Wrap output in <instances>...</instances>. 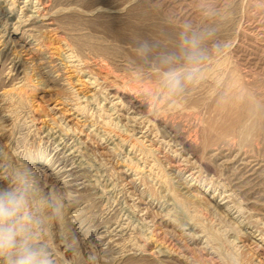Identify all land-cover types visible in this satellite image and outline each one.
Listing matches in <instances>:
<instances>
[{"label":"rangeland","instance_id":"obj_1","mask_svg":"<svg viewBox=\"0 0 264 264\" xmlns=\"http://www.w3.org/2000/svg\"><path fill=\"white\" fill-rule=\"evenodd\" d=\"M40 1L0 0V191L30 242L51 264H264V130L224 108L264 115V0Z\"/></svg>","mask_w":264,"mask_h":264},{"label":"clouds","instance_id":"obj_2","mask_svg":"<svg viewBox=\"0 0 264 264\" xmlns=\"http://www.w3.org/2000/svg\"><path fill=\"white\" fill-rule=\"evenodd\" d=\"M186 43L197 48L195 38ZM200 58L197 51L187 54L188 61L193 64ZM173 83L178 85L179 78L174 77ZM24 203L23 191H0V258L4 264H51L47 249L30 242L21 215Z\"/></svg>","mask_w":264,"mask_h":264},{"label":"bare ground","instance_id":"obj_3","mask_svg":"<svg viewBox=\"0 0 264 264\" xmlns=\"http://www.w3.org/2000/svg\"><path fill=\"white\" fill-rule=\"evenodd\" d=\"M42 1V2H41ZM40 2L41 3H43V4H45L46 3V0H41ZM48 2V1H47ZM48 4V3H47ZM42 5V4H41ZM49 5V4H48ZM76 5V4H75ZM48 7V6H47ZM49 8V7H48ZM52 10V9H51ZM48 11V10H47ZM50 11V10H49ZM109 15V14H108ZM130 16V15H129ZM81 17V16H80ZM98 17V16H97ZM57 20V19H56ZM137 22V21H136ZM21 23V22H20ZM164 23V22H163ZM101 24V23H100ZM133 25V24H132ZM97 26V25H96ZM69 27V26H68ZM73 27V26H72ZM112 27V26H111ZM150 27V26H149ZM102 29V28H101ZM61 30V29H60ZM109 30V29H108ZM113 29L111 28V31H112ZM120 30H122V29H120ZM170 30V29H169ZM63 31V30H62ZM65 31V30H64ZM110 31V30H109ZM110 31V32H111ZM128 31V30H127ZM110 32H108V33H110ZM114 32H117V31H114ZM126 32V31H125ZM31 34V33H30ZM119 34V33H118ZM129 34V33H128ZM119 36V35H118ZM132 36H134V38H139L140 36L138 35V34H133ZM148 36V35H147ZM34 37V36H33ZM120 37H122V36H119V38ZM145 37V36H144ZM84 38V37H83ZM133 38V39H134ZM148 38V37H147ZM186 38V37H185ZM132 39V38H131ZM80 40V39H79ZM136 41H137V39H135ZM182 40V39H181ZM87 41H89V40H87ZM139 41V40H138ZM79 42V41H78ZM80 43V42H79ZM81 43H83V42H81ZM88 43V42H87ZM76 44V43H75ZM84 44H85V42H84ZM84 44H82V45H84ZM90 45V44H89ZM95 45V44H94ZM77 46H81V45H77ZM152 46V45H151ZM172 46V45H171ZM82 47H85V45L84 46H82ZM104 48V47H103ZM156 48V47H155ZM80 49H81V47H80ZM100 49H101V47H100ZM112 49V48H111ZM101 50H103V49H101ZM106 50V47H105V49L102 51V52H104ZM107 51V50H106ZM121 52V51H120ZM154 52V51H153ZM188 52V51H187ZM116 53V52H115ZM175 54V53H174ZM115 57V56H114ZM121 58V57H120ZM220 65V64H219ZM3 66V65H2ZM166 66V65H165ZM211 67V66H210ZM173 69V68H172ZM62 71V70H61ZM101 71V70H100ZM128 71V70H127ZM177 71V70H176ZM186 71V70H185ZM211 71V70H210ZM212 72V71H211ZM210 72V73H211ZM234 72V71H233ZM174 73V72H173ZM214 73V72H213ZM21 74V73H20ZM220 74V73H219ZM235 75V74H234ZM236 75H237V73H236ZM214 76V75H213ZM181 77V76H180ZM240 77V76H239ZM159 78H161V77H159ZM216 78V77H215ZM105 79V78H104ZM95 80V79H94ZM156 80H158V79H156ZM161 80V79H160ZM187 80H189V79H187ZM52 81V80H51ZM106 81V80H105ZM196 81V80H195ZM201 81V80H200ZM226 81V80H225ZM117 82V81H116ZM157 82V81H156ZM181 82V81H180ZM232 82V81H231ZM240 82V81H239ZM112 83V82H111ZM182 83V82H181ZM227 83V82H226ZM233 83V82H232ZM118 84H119V82H118ZM206 84V83H205ZM229 84V83H228ZM228 84H226V85H228ZM230 85V84H229ZM220 87V86H219ZM236 87V86H235ZM237 87H239V86H237ZM53 88V87H52ZM168 88V87H167ZM178 88H180V87H178ZM181 89V88H180ZM183 89V88H182ZM233 89V88H232ZM234 90V92H238L239 90H236L235 91V89H233ZM227 91H230L229 89L227 90ZM248 91V90H247ZM111 92L115 95V96H117V97H119L120 99H122V100H124L129 106H131L133 109H135V110H137V111H140V112H145V110L147 109V107H148V99H149V95L147 94V93H149V92H147V93H141L139 96H134L133 94H131V93H129L128 91H123V89L122 90H120L118 87H117V85H112V88H111ZM177 92V91H176ZM181 93V92H180ZM233 93V92H232ZM228 95V94H227ZM238 95H240V94H238ZM242 95V94H241ZM251 95V94H250ZM174 96V95H173ZM172 97V96H171ZM253 97H252V95L249 97V96H247V95H245V94H243L242 95V97L241 98H239V97H237V96H233V98H232V96H231V99H230V101L229 102H227V105L225 104L224 105V108L226 109V108H228V107H230V110L228 111V112H232V116L234 115V117L236 118L235 119V121H234V123L232 122V124L231 125H233V124H239L240 126V128L241 129H243L244 130V128H242V126H243V122H244V120H246V119H250V120H252V121H254L253 122V124H250L251 126H252V128H253V130H251L250 128H248V127H246L247 128V131H253L254 133H255V131H254V128L255 129H258V130H264V115H263V113H262V111H261V108H260V105H258L259 103H257L256 101H254L253 99H252ZM229 100V99H228ZM240 100V101H239ZM221 101V100H220ZM183 102H184V100H183ZM222 105V104H221ZM164 106V105H163ZM173 108V107H172ZM199 108V107H198ZM215 108V107H214ZM175 109V108H174ZM161 110V109H160ZM176 110V109H175ZM224 111V110H223ZM169 113V112H168ZM188 113V112H187ZM202 113V112H201ZM213 113V112H212ZM223 114V113H222ZM185 115V114H184ZM188 115V114H187ZM225 115V114H224ZM160 117V116H159ZM231 117V116H230ZM226 120V119H225ZM231 120H232V118H231ZM236 122V123H235ZM159 123H163L162 121H160L159 120ZM230 123V122H229ZM228 123V124H229ZM251 123V122H250ZM166 124V126L167 127H169L171 130H173V131H175V133H176V138L180 141L179 143H181L183 146H184V148H185V150H188V151H192L191 153H194L195 151H196V149H197V145L193 142V141H191V140H189V138L187 139L186 138V134L182 131V130H180V128L179 127H177V125L176 126H174V125H172V124H170V123H165ZM174 124V123H173ZM229 127V126H228ZM231 127V126H230ZM236 127H238L237 125H236ZM235 126H234V128H236ZM239 127L237 128V129H239ZM182 128V127H181ZM220 128V127H219ZM226 128V127H225ZM232 128V127H231ZM228 130V129H227ZM235 130V129H234ZM233 130V131H234ZM240 130V129H239ZM232 131V130H231ZM236 131V130H235ZM234 131V132H235ZM242 131V130H241ZM241 131H239V132H241ZM219 132V131H218ZM245 133H244V135H242V134H240L241 135V137L243 136V138H241V139H244V136H247V133H246V131H244ZM253 132H251V133H253ZM233 133V132H232ZM225 134H228V133H225ZM175 135V134H174ZM217 135V134H216ZM232 135V134H231ZM234 135V134H233ZM239 135V134H238ZM218 136V135H217ZM219 136L221 137V134H219ZM228 136V135H227ZM230 136H228V138H229ZM236 137V136H235ZM240 137V136H239ZM249 137H250V135H249ZM245 138H247V137H245ZM177 140V141H178ZM217 142V141H216ZM248 143H249V141H247ZM227 143V142H226ZM221 144V143H220ZM226 146V145H225ZM218 150V149H217ZM226 150V149H225ZM194 151V152H193ZM241 152V151H240ZM199 154V153H198ZM236 172V171H235ZM250 234V233H249ZM131 260V259H130ZM139 262V261H138ZM137 262V263H138ZM149 262V261H148Z\"/></svg>","mask_w":264,"mask_h":264}]
</instances>
